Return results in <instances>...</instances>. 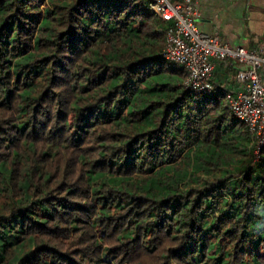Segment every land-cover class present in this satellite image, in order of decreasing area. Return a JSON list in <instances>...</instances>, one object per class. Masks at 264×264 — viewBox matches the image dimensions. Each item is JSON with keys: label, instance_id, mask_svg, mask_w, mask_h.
Wrapping results in <instances>:
<instances>
[{"label": "trees", "instance_id": "16d2710c", "mask_svg": "<svg viewBox=\"0 0 264 264\" xmlns=\"http://www.w3.org/2000/svg\"><path fill=\"white\" fill-rule=\"evenodd\" d=\"M152 1L0 0V264H264L238 67L188 87Z\"/></svg>", "mask_w": 264, "mask_h": 264}, {"label": "built area", "instance_id": "2783aa9c", "mask_svg": "<svg viewBox=\"0 0 264 264\" xmlns=\"http://www.w3.org/2000/svg\"><path fill=\"white\" fill-rule=\"evenodd\" d=\"M150 7L163 22L173 24L164 57L185 68L188 87L210 92L214 88L215 62L237 65L236 81L241 89L229 92L227 100L235 117L257 139L259 154L264 146V48L232 47L219 35L203 32L199 27L200 12L192 0H153Z\"/></svg>", "mask_w": 264, "mask_h": 264}, {"label": "crops", "instance_id": "0c3cea01", "mask_svg": "<svg viewBox=\"0 0 264 264\" xmlns=\"http://www.w3.org/2000/svg\"><path fill=\"white\" fill-rule=\"evenodd\" d=\"M183 1L171 0L172 3ZM192 1L200 12L199 27L203 32L219 35L232 47L264 48V0ZM238 86L232 91L240 90Z\"/></svg>", "mask_w": 264, "mask_h": 264}, {"label": "rangeland", "instance_id": "374dc122", "mask_svg": "<svg viewBox=\"0 0 264 264\" xmlns=\"http://www.w3.org/2000/svg\"><path fill=\"white\" fill-rule=\"evenodd\" d=\"M230 62L231 61H227V64L224 67V70L229 67L230 68ZM218 62H215V64ZM218 71V70H217ZM227 70H225L224 72H226ZM222 71H219L217 74H220ZM223 74V73H222ZM230 83L228 84V90H230V92H232L231 90H233L235 87H237V81H236V72L232 71L230 74ZM241 89V86H238ZM258 154V153H257Z\"/></svg>", "mask_w": 264, "mask_h": 264}]
</instances>
